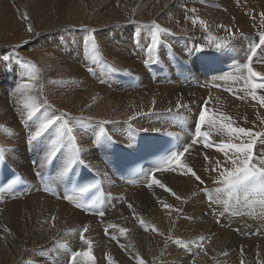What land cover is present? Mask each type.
<instances>
[{"label": "bare ground", "instance_id": "1", "mask_svg": "<svg viewBox=\"0 0 264 264\" xmlns=\"http://www.w3.org/2000/svg\"><path fill=\"white\" fill-rule=\"evenodd\" d=\"M89 1L92 0H87L86 2ZM109 1L110 0H107V2ZM208 1L222 2L225 0ZM86 2H84V0H54L52 3L54 7L64 6L66 3L70 4V6L67 8H62L60 14L52 11L46 16L51 21H56L55 19L59 18L60 16L63 19H83L85 16H88ZM157 2L158 6L142 10V12L134 11L129 13L127 10L122 9L112 13V20H115L113 22L114 25L112 26V29L114 27L116 29L125 27V33L121 32L120 30H116L115 32V34L117 33V36L123 39V48L129 46L131 41H134V39L137 38L134 37L133 30L138 29V34L140 37L139 42L141 45L140 47L133 46L135 48L137 57L141 62L144 61L143 66L146 68L151 78L154 79V83L156 85L175 87L178 84H184L185 82L182 80L188 78L189 80H194L199 85H203L206 82L211 85V88L204 94H187L169 93L165 88L160 87L159 89L161 91V95L151 96L153 100L145 104L144 113L139 114L134 118V121L132 122L133 127L130 125L125 127L122 124L123 121L114 124L116 130H114L110 135L113 137L115 143L106 148L94 146L93 143L84 137V135H91L92 139H94L96 133L99 132L101 128L104 130L105 128L100 124L96 125L92 122L85 123L83 119V126L87 129L85 133L80 127V118L83 117H75L76 121H73V123L77 124L78 142L84 149L82 152V158L86 161V165H91L90 168L101 176L107 190L108 200L107 206L104 210L106 215L105 218L90 216L87 213L75 208L68 201L44 193L41 189L37 188L36 173H46L48 171V165L44 166L43 168L38 167L44 152L34 150L27 145V137L31 130L23 132L22 130L27 128L25 124L21 122V125L19 126H12V124L15 122L14 116L16 113H19L20 109H22L25 100L24 93L17 91V88L21 84L30 82L28 79V68L21 53H17L18 55L16 56L20 58V61H14L12 65L5 61H0V83L5 84L10 77L16 80L17 85L13 91L12 97H18L21 99V102H18L16 99L18 103L16 102L17 104L15 103L14 105H8L7 103L0 105V123L2 122L0 125H2L3 128L10 129L12 132L10 135L5 132L3 128H0V146L14 150V154L8 155L6 159H8V161L13 166L18 168L23 173L26 182L30 185L29 189L25 190L24 192L7 194L0 197V202H2L0 206V216L7 217L6 224L0 227V264H30L32 261L37 262V264H43L41 261V256L32 252L29 249V246H26L30 240H33L34 238L37 240L36 236L32 237L31 239V234H33V228L35 230L38 227L43 228L45 231V234L42 235V239L47 244V246H49L50 250L54 252L52 264H57L58 262H63L66 260V258L69 257L70 251L72 250L75 251V249H85L86 245L82 244L79 239L80 232L83 231L85 227H87V232H85L84 235L87 239L93 242V251H96V255H98V259L101 262L106 258V256H111L115 264H137L136 260L132 258L135 255L133 254L134 251L138 249L146 250L144 248L152 246V244L157 241L155 237H158L160 240L162 239L161 242H158L159 246H156L155 248L152 246V248H150L151 252L156 251V253H151L149 251L151 254L148 255L145 253L143 256H141L145 264H193V259L195 260L196 264H257L256 259L260 257L258 256L259 253L257 256H254L253 254L248 256L245 249L241 253L237 252L241 251V248L238 245V240H235L230 235L238 233L234 230V228L223 229L224 232L228 233L213 234V241L207 244V253H201V251L197 252L198 247L195 248L192 243H190L189 249H187L184 245L177 244L160 249L165 241V238L158 234L159 230L169 229L171 232H175L181 227L185 228L187 224H183V219H185V217H178L176 212H170L168 209H165L158 201L166 202L167 204L172 205L173 208L182 209L183 213L189 210L199 212L200 218L194 220V224L192 225L195 227H193V230L191 228L192 233H206L208 231L206 226L210 220H225L228 216L227 214H230H226V212L223 211V201L228 200L225 197V193L219 195L214 191L218 186L214 183V181L219 178L218 173L210 170L206 171V169L214 167L216 161H220L223 164L225 160L224 154L217 151L216 148L211 149L205 147L203 144H201V141H199L190 149V152L186 153L182 158V160L191 166L205 181V185L203 186L199 185V183L191 175L185 176L174 172H161L157 174V177L161 179L163 183L171 188L172 191L177 195L185 198L187 203H182L180 200L175 199L174 196L163 189H160L158 186L148 188L146 186L148 183L147 178L141 179L136 183L126 181L114 174L109 168L108 159L112 154L113 147L120 146L128 150H135L136 141L140 137L171 135L178 138L180 145L190 143L195 135L197 116L202 108V105L205 103H207V109L210 115H214L217 118L221 115L230 116L232 118L230 123L233 127H243L246 129H251L254 132H264V110L258 101L257 104L252 103L248 108V103L251 100L250 96L247 94V91L243 90L245 88L243 81L233 82L231 80L223 81L217 79V77L223 75L224 72L231 70L234 63L247 62L245 56L246 46L248 45L249 48L250 41L256 40V38L253 36H258V33L253 34L252 31L254 28L258 29L260 26V14L264 13V0H239V3H237V0H232L228 5H225L228 7V10H225V12L222 13L210 10L206 7L208 6L213 9L223 10L222 6L202 0H157ZM180 2L186 3L184 11L172 13L171 16L174 18H172L167 24L158 23L159 21L157 17L165 11V8ZM104 4H100L99 7L103 6ZM232 4H236L237 6L232 7ZM191 8H195L197 10L196 14L199 15V17H197L198 19H202L205 22L208 21L212 28H216L217 33L220 35L219 37L230 38L229 34L224 30V28L218 27V25H223L231 30L237 29V35H240V33L249 34L246 37L248 41L244 44V47L237 49L236 52L238 55L235 56L237 58H242L245 56V58L235 59L233 62L232 60L221 62L223 65V72L219 74L208 75L202 71L198 65L197 59L200 56V53L192 52L189 54V50L194 49L196 46L194 38L190 37V43L184 48V52L175 44L160 45L157 50L152 53V58H155L157 62H149L146 64L145 60L149 59V54L146 51V45L149 42V37L151 31L153 30L151 28L152 22L155 21V23L161 25L163 28L169 29L170 33H173L174 35H176L177 31L190 32V27L197 26L199 23L193 25V18L182 19L180 17L189 13L186 11V9ZM239 13H243L244 15L247 14L252 19L253 23H250L251 28L249 30L244 28L245 23L243 21L241 22L240 20H237ZM103 14L101 17L106 19L105 14ZM139 16L145 17L146 20H141L140 24L137 23L135 25L134 22L136 21V17ZM31 17L34 18V15ZM127 28H129V30H127ZM62 30H64L65 33H69L73 37L74 41L71 44L73 48H80L81 37L76 34L74 35L76 27L64 26L62 27ZM205 36L207 37L205 43L207 48L205 51L214 52L215 49L209 46L211 39L208 35ZM66 39L70 40L69 37H66L64 41ZM5 40L7 42L14 41V35L5 37ZM23 42H26V40L16 42V44ZM231 42L234 44L233 41ZM118 44L119 43H117V45ZM1 47H3V44L0 40V48ZM9 48L12 52H16V49L19 47H17V45H11ZM156 52L159 53L157 58L155 56ZM35 54L42 58L47 56L46 52L43 50H38L35 52ZM60 54L61 57L65 59L69 56L67 49L66 51L59 50L58 52H54L49 58L52 61L51 66L56 67L62 64V62H59L60 60H58ZM176 57L184 58L186 60L187 66L185 69H178V66L174 63V59ZM229 62L232 63L229 64ZM259 62L260 64H258ZM151 64H159L164 68L163 72L156 73L154 70L149 69L148 67ZM70 67L75 72V67ZM253 68L255 71L264 73V54H259L257 58H254ZM35 69L37 80L33 82L34 88L30 94L36 96L39 100H42L40 97L41 93L39 94L40 88L37 87L39 85L40 77L43 74V71L37 66H35ZM66 70H69V67L61 68L60 72L63 73ZM122 70L123 69L121 67H119L117 70L114 68L106 69L105 65L100 62V66L98 67L99 73H96V76H101L107 73L106 79L108 83L117 82L119 84L117 87L113 85L112 87L114 88H118L120 85L126 83L130 87H135L141 81V77L132 72H128L127 74L130 76L128 78H124L126 73H123ZM187 85L195 86L196 84L188 83ZM230 93H233L234 96L229 95ZM257 95H264V90H257ZM43 96L45 97L44 93ZM79 97L80 96L74 95L72 96V99H79ZM81 97L84 98L85 94ZM240 97H243V99ZM196 98L202 100V104L195 113H193L192 109H190L188 106H185L182 110H167L168 108L177 107L178 102L182 105H187L190 101ZM236 103L243 104V106L238 107L236 106ZM66 105L67 102L65 105H63V107ZM71 106L73 109L75 108L74 103H72ZM4 108H8L5 110V114L3 113ZM51 110L52 109L50 108L47 109L49 115L53 114ZM62 111L64 110L62 109ZM57 112L55 114L59 115L60 113ZM134 116L135 115L132 117ZM73 117L68 115L67 118L71 120ZM151 123L160 125L165 133H147L145 131L137 130L135 132L134 138L131 137V131L136 130L134 127H152ZM204 130L209 132V136L221 144L228 142L230 139L226 133H218L216 129H209L205 126ZM53 136L54 132L50 131L48 134H46L45 139ZM232 142L239 143V140H232ZM205 156L208 157V160H205ZM32 159L36 160V165L32 164ZM63 159L64 155L62 153L56 158L51 171L52 177L54 179L52 186L57 187L61 195L68 192V188L70 186L69 181L75 172L81 167V165H77L74 171L69 174V176L59 177V171ZM34 167V174H31ZM204 187H206L208 190H213V201L219 199L221 200V203L210 202L207 192L198 191ZM193 192H198L195 198L192 197ZM148 195H151L157 199L153 205L149 207V211L146 210L144 205H140L131 212L132 216L129 214L123 218L120 217L119 213L121 209L128 208L129 204L133 206L136 199H144ZM122 196L127 197V200L122 205H120ZM232 204L235 207H239L236 206L235 203ZM204 208L208 213L210 212L209 215L204 213ZM239 210L244 213L243 210L245 209H240L239 207ZM246 210L248 211V214L236 215L235 218L240 222H245L255 215H260V229L261 231H264V214L260 213L259 207L257 206L256 210L251 213H249L248 209ZM133 213H135V216ZM53 217H55L54 220ZM137 217L142 219L149 226H155V228L158 229V232H153L151 230L146 231L145 233L147 235H145L141 240L134 241L130 247L125 240L126 237L120 235L118 228H109L108 232L111 235L105 234V229L109 224L118 225L121 228L128 229V231H141L142 227L140 225V219H137ZM18 224H20V226H18ZM6 228H11L13 232H11V234L8 233L9 231H7ZM109 236L118 237V240L121 243L117 245L113 240H111V237ZM260 237H262V234ZM55 241H65L67 242V247L65 249L63 247L61 248L55 243ZM16 242L19 244H25V246H23L18 252L15 248ZM155 244H157V242ZM184 248L185 250L182 252L177 250ZM63 251H66V254H64ZM146 251H148V249ZM194 252L195 254L198 253L196 257H193ZM210 252L214 253L210 254Z\"/></svg>", "mask_w": 264, "mask_h": 264}, {"label": "rangeland", "instance_id": "2", "mask_svg": "<svg viewBox=\"0 0 264 264\" xmlns=\"http://www.w3.org/2000/svg\"><path fill=\"white\" fill-rule=\"evenodd\" d=\"M16 1L0 0V40L1 43L3 44V47L0 48V61H4L3 57L5 55L12 57L14 53L16 57L18 55L17 53H21L23 55L22 57L25 60V62L40 67V70L42 69L43 74L41 75L39 81V85L41 86L38 85L37 88H40L39 94L41 93L40 97L42 98V100H47L48 104H50L52 107L54 106L53 108L52 107L50 108L52 109L51 110L52 113L53 112L56 113L58 111L60 114L67 113V117L68 115L77 118L83 117L85 123L92 122L96 125L100 124L102 127L105 128V130L110 135L114 130H116V127L114 125L115 123L123 121L122 124L125 127H127V125L132 126V122L134 121V118L137 115L145 112V104L153 100L151 96L161 95V91L159 89L160 87L165 88L169 93H187V94L189 93L204 94L206 91H208L211 88V85L206 82L203 85H199L194 80H189L188 78L182 80L185 82L184 84H178L175 87L156 85L154 83V79L151 78L150 74L143 66L144 61L141 62L135 52L134 46H137L136 40H139L140 38L138 34L139 33L138 29L133 30L134 37L137 38L134 39V41H131L132 45L130 44L129 46L123 48L124 45V43H122L123 39L117 36V33L115 34V32L116 30H120L121 32L125 33V27H121L118 29L114 27L112 29V26L114 25L113 22L115 21L112 20L113 17L112 13L116 11H120L122 9L127 10L129 13H132L134 11L142 12V10H146L154 6H158L157 0H110L109 2H107V0H92L89 2H86L87 0H84V2H86L87 4L88 16H85L83 19L80 20H72L71 18L63 19L60 16L59 18L55 19L56 21H51L50 19H48L46 15L52 11L60 14L61 9L67 8L68 6H70V4L66 3V5L64 6L54 7L52 4L54 0H16ZM202 1H207L209 3L222 6L223 10H217L206 6L210 10L222 13L225 12V10H228V7L225 5H228L232 0H225L222 2L208 1V0H202ZM100 4H104V5L99 7ZM185 5H186L185 2H180L173 6L165 8V11L160 16L157 17L159 21L158 23L167 24L172 18H174L171 16V14L174 12L184 11ZM236 6H237L236 4H232V7H236ZM103 13L105 14L106 19L101 17ZM25 14L29 17V19L27 20L24 19ZM32 15H34V18L31 17ZM186 16L188 18L199 17V15H197L196 13L189 12L180 18L185 19ZM141 20L145 21L146 18L142 16L136 17V21L134 22V24L135 25L137 23L140 24ZM237 20H240L241 22L243 21L245 23L244 28L248 30L251 28L250 23L251 22L253 23L250 16H248L247 14L244 15L243 13L238 14ZM29 24L32 25L33 28L32 32H29L27 30ZM206 25H207L206 28L201 27L200 25L192 26L190 27V32L177 31L176 35H174L173 33L162 34L161 45L175 44L177 47H179V49H181L184 52V48L187 47L188 44L190 43L189 38L193 37L196 43L195 48L198 46H204V48L206 49L207 46H205V43L207 37L205 35H208L210 39L217 37L222 38L219 37L220 35L217 33L216 28H212L208 21H206ZM259 25L260 26L258 29L254 28V30L252 31L253 34L259 33V31L262 30L261 22L259 23ZM64 26L76 27L74 35L76 34L81 37L80 48H73V46L71 45L72 42L74 41L73 37L69 33H65V31L62 30V27ZM127 30H129V28H127ZM232 31L234 33H237V29H232ZM9 35H14V41L7 42L5 40V37ZM248 35L249 34H243L242 36L236 35V39L233 40L236 51L237 49L244 47V44L248 41L246 38ZM90 36L95 37L99 45V48L101 50L100 62H102L105 65L106 69L114 68L117 70L119 67H121L123 69L122 72L126 73V76L124 78H128L130 76L129 74H127L128 72H132L139 75L141 77V81L138 83L137 86L130 87L126 83L120 85L118 88H114L112 87L113 85L117 87L119 84L117 82L108 83L106 79L107 73L101 76H96V73H99L98 67L100 66V62L96 64H93L91 62V60L88 58L87 48L84 44V41L88 40ZM66 37H69L71 41L69 39H66L64 41ZM253 37L257 39L256 35H254ZM23 40H26V42L16 44V42ZM117 43L119 44L117 45ZM11 45H15V46L19 45V48L16 49V52H12L10 50L9 47ZM140 45L141 43L139 42V47ZM247 48L248 45L246 46V55H247ZM66 49L68 50L69 53L68 58L65 59L61 57L60 54L58 60H60L59 62H62V64L56 67L51 66L52 61L49 58L52 56V54L54 52H58L59 50L66 51ZM38 50L45 51L47 56L44 58L37 56L35 52ZM158 54L159 53L157 52L155 53L156 58ZM245 56L242 58L235 57V59H243L245 58ZM14 61L19 62L20 58L19 59L13 58L5 62L12 65ZM233 61L234 60H232V62ZM232 62H229V64H231ZM258 64H260V62ZM70 66L75 67V72L72 70ZM67 67H69V70H66L63 73L60 72L61 68H67ZM89 67L92 68L91 72L87 70ZM188 83H194L196 85L188 86L187 85ZM16 85H17V81L11 77L8 78L5 84L0 83V105H3L5 103H7L8 105L9 104L14 105L17 102V100L18 102H21L20 98L12 97ZM43 93L45 94V97L43 96ZM84 94L85 97L84 98L81 97ZM74 95L80 96L79 99H72V96ZM229 95L234 96L233 93H230ZM238 96H243V95H238ZM250 100L252 102L249 101L248 108L251 106L252 103L257 104V101L254 102L255 100H253L251 97ZM66 102L67 105L63 107V105H65ZM72 103H74L75 105L74 109L71 106ZM201 104H202V100L196 98L184 106L190 107L193 113H195L200 108ZM236 106L240 107L243 106V104L236 103ZM183 108L184 107L181 108L175 107V108H168L167 110L175 111V110H182ZM6 109L8 108H4L3 110L4 114ZM62 109L64 111H62ZM262 109L264 110V107H262ZM133 115L135 116L132 117ZM14 119L15 122L12 124V126L21 125L20 124L21 117L19 113L15 114ZM101 122H108V123L102 124ZM0 124H2V122ZM134 128L139 131H144L145 129H147L148 131H145L147 133H152V132L165 133V131L158 124H152V127H147V128H143L142 126H138ZM153 129H159V131H152ZM27 130L32 131L34 129H30L29 127H27L22 131L24 132ZM84 137L85 139H87L92 143L93 139L91 135H84ZM227 166L230 167L231 165L229 164ZM34 171H35V167L32 170L31 174H34ZM126 200L127 197L122 196L120 205H122ZM156 200L157 199L152 197L151 195H148L144 199L141 198L136 199L132 209H129V207L126 209H121L119 215L121 218L129 214H131L132 216L131 212L140 205H144L146 210L149 211V207L152 206ZM1 203L2 202H0V206ZM203 211L206 215H209L210 213V212L208 213L205 208L203 209ZM199 215H200L199 212L193 210H189L184 213L181 212L177 216L181 218L185 217V219H183L184 220L183 224L185 225L187 224L185 228L181 227L177 229V231L175 232H171L169 229L159 230L158 233H163L162 236L165 238V240L168 236L172 237V241H169L167 243H165L164 241L160 249H164L167 246H173L175 245L173 241L175 239H180L186 242L184 246L187 249H189V245L190 243H192L195 248L198 247L197 252L201 251V253L202 252L207 253V244L213 241L212 238L213 234L228 233V232H224L223 229L234 228V230L237 231L238 233L234 235L232 234L230 235L235 240H238L239 247L242 248L243 251L245 249L246 254H248V256L252 254L254 256H257V254L259 253L258 256L260 257L256 259V262L257 264H264V234H263L264 231H261L260 229V223H261L260 215H255L245 222H240L235 218L236 215L227 214L228 216L225 220H218V219H216L215 221L210 220V222L206 226L208 229L206 233H192L193 227H195L192 224H194V220L200 218ZM105 217L106 215L103 218ZM6 222H7V217L0 216V227L4 226ZM18 226H20V224H18ZM235 228H239V230ZM257 229H258V233H257ZM6 230L9 231L8 233L10 234L11 232H13L11 228H6ZM136 232H140V233H136ZM145 232L146 230L144 229V227H142L141 231H137V230L128 231L123 237H126L125 240L127 241L130 247L134 241L141 240L145 235H147ZM32 233L33 234H31V239L32 237L36 236L37 240L35 238L33 240H30L26 244V246H29V249L32 252L41 256V261L43 262V264H52L54 252L50 250L49 246H47V244L42 239V235L45 234V231L43 230V228L38 227L35 230L33 228ZM259 234L260 236L262 234V237H260ZM155 239L157 240L155 241V243L157 242V244L155 243L152 244L153 248L159 246L158 242L159 241L161 242L162 240V239L160 240V238L158 237H155ZM111 240H113L117 245L121 243L119 240L117 241L116 239L111 238ZM55 243L60 247L61 245H67V242L65 241L63 242L55 241ZM23 246H25L24 243L19 244L16 242L15 248L17 252ZM152 246H148L147 248H144L146 250L148 249V251L143 249H138L139 251L135 250L133 254L139 253L141 257L145 253L148 255L151 253H156V251L154 252L150 251V248H152ZM86 247L87 246H85V249ZM63 248L65 249V247ZM177 250L182 252L185 250V248L180 250L177 249ZM63 252L64 254H66V251ZM237 252L241 253V251H237ZM213 253L214 252H210V254ZM96 254H97L96 251H93L96 264H108V259H107L108 256H106V258L101 262L99 261L98 255ZM197 254L198 253L195 254L194 252L193 257H196ZM57 264H68V258H66V260H64L63 262H58ZM193 264H196L194 259H193Z\"/></svg>", "mask_w": 264, "mask_h": 264}, {"label": "snow or ice", "instance_id": "3", "mask_svg": "<svg viewBox=\"0 0 264 264\" xmlns=\"http://www.w3.org/2000/svg\"><path fill=\"white\" fill-rule=\"evenodd\" d=\"M237 3H239V0H237ZM186 11L196 13L197 10L195 8H191L186 9ZM260 16L262 30L259 31L255 41H250L246 55L247 62L234 63L231 72L220 75L217 79L223 81L231 80L233 82L243 81L245 85L243 90L247 91V94L253 100L258 101L261 107H264V95H257V90H264V73L255 71L252 66L254 58H257L259 54H264V13H261ZM185 18L187 19L188 17L186 16ZM24 19L27 20L29 17L25 14ZM192 23L193 25L199 23L201 27H207L206 22L202 19L193 18ZM218 27L224 28L231 39L218 37L211 39L209 46L215 49L214 52L205 51L204 46H198L189 50V54L197 52L205 58V67L208 72L217 71V69L208 67L210 62H227L229 60H235V56L238 55L234 44L231 42L236 39L237 34L223 25H218ZM151 28L154 30L151 31L149 42L146 45V51L149 54V59L145 60L146 64L149 62H157L155 58H152V53H154L161 45L162 34H170L169 29L163 28L161 25L155 23V21L152 22ZM27 30L29 32L33 31L31 24L28 25ZM240 35L242 36L243 34L240 33ZM84 44L87 48L88 58L91 62L93 64L100 62L101 50L95 37L90 36L88 40L84 41ZM136 44L139 46V40H136ZM17 47H19V45H17ZM13 58L19 59L18 57H15V54L13 53L12 57L5 55L3 60L9 61ZM25 64L28 68V79L30 82L21 84L17 88V91L22 92L25 95L23 107L19 110V115L23 124L30 129H34L30 131L27 137V145L34 150L44 152L38 167L43 168L46 165L52 164V162L62 153L64 155V159L60 167L59 177L69 176L77 165L90 167V165H86V161L82 158V152L84 149L78 142L77 124L73 123V121H76V118L73 117L69 120L67 118V113L57 115L53 112V114L49 115L47 109L52 106L48 104L47 100H39L36 96L30 94L34 88L33 82L37 80L35 65L27 62H25ZM87 70L91 72L92 68L89 67ZM240 98L243 99V97ZM180 107L185 106L178 102L177 108ZM231 119L232 118L227 115H221L218 118L214 115H210L208 113L207 106H205L199 113L198 121L195 124V138L192 139L190 143L166 149L162 154L151 153L152 155H159V159L153 168L145 174L148 180L146 186L148 188L158 186L160 189H163L174 196L175 199L180 200L182 203H187L185 198L177 195L171 188L163 183L162 180L157 177V173L174 172L185 176L191 175L199 183V185H205V181L191 166L185 163L182 158L186 153L190 152V149L197 144L201 138L206 139L209 136V132L201 130L202 127L206 126L209 129H216L218 133H226L230 138L226 143L215 145L216 150L224 154V163L222 164L220 161H216L214 167L206 169V171L210 170L218 173L219 178L214 181V183L218 185L214 190L215 193H228L229 199L223 201V211L232 215L244 214L239 210V207L233 206L231 201L233 194L243 191V201H241L237 196L235 205L248 209L249 213L255 211L258 206L260 213L264 214V132H254L251 129L243 127H233L230 123ZM82 121L83 118H80V127L82 131L86 133L87 129L83 126ZM101 123L103 124L108 122ZM0 128H3V126L0 125ZM3 130L10 135L12 134L10 129L3 128ZM50 131L54 132V136L45 139L46 134ZM136 131L137 130L131 131L132 138H134ZM144 131L148 130L145 129ZM152 131H159V129H153ZM232 140H239V143H233ZM92 143L94 146L106 148L111 144H114L115 141L106 130L101 128L100 131L96 133ZM213 146L214 145L210 142L205 143V147ZM11 154H14L13 149H7L0 146V165L6 167V157ZM205 160H208L207 156H205ZM229 164L231 165L230 167L227 166ZM21 181L22 178L20 176L13 174L12 178H10L6 185L0 186V191L11 189L16 183ZM69 182L71 183V181ZM94 189H97V185L95 183H76L75 186L59 198L68 201L76 208L88 211L94 208V206L99 202V197L92 200L91 203L87 202V194L91 193ZM43 190L52 195H57L56 190L47 182L45 183ZM198 191L207 192L210 202L221 203V200L219 199L213 201V190H208L204 187ZM197 194L198 192H193L192 197L195 198ZM158 202L161 203L162 207L168 209L170 212H176L177 215L182 212V209L173 208L172 205H169L166 202ZM128 207L129 209H132L133 206L129 204ZM94 214L104 217L105 212L96 209ZM133 215L135 216V213H133ZM54 219L55 217H53V220ZM137 219L140 218L137 217ZM140 225L144 227L146 231L151 230L153 232H158V229H156L155 226H149L142 219H140ZM109 228H118L121 236H124L128 232V229L126 228L109 224L105 229L106 235H111L108 232ZM85 232H87V227L80 232L79 239L82 244L87 246L86 249L71 251L68 257V264H96L95 257L93 255V242L85 237ZM158 234L163 235V233ZM111 238L118 241V237L116 236H112ZM169 241H172L171 236L166 238L165 243ZM173 242L177 245H185L186 243L180 239H175ZM61 247L66 248L67 245H61ZM241 252H243L242 248ZM132 258L136 260L137 264H145L144 260L138 253H136ZM107 259L108 264H115L111 256H108ZM30 264H37V262L32 261Z\"/></svg>", "mask_w": 264, "mask_h": 264}]
</instances>
